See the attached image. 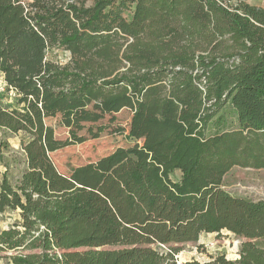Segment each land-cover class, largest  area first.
<instances>
[{"label":"trees","instance_id":"1","mask_svg":"<svg viewBox=\"0 0 264 264\" xmlns=\"http://www.w3.org/2000/svg\"><path fill=\"white\" fill-rule=\"evenodd\" d=\"M85 2L0 0V73L18 106L0 104V129L23 135L26 161L17 181H0V213L19 215L0 231V251L36 250L13 264H163L153 245L228 231L242 240L237 258L184 264H264V200L221 188L234 166L264 170V7ZM52 48L70 61L47 60ZM162 75L167 92L143 116L147 84ZM91 103L106 114L130 109L132 143L64 174L44 120Z\"/></svg>","mask_w":264,"mask_h":264},{"label":"rangeland","instance_id":"2","mask_svg":"<svg viewBox=\"0 0 264 264\" xmlns=\"http://www.w3.org/2000/svg\"><path fill=\"white\" fill-rule=\"evenodd\" d=\"M225 3L235 4L243 1L250 5L264 7V0H224ZM86 5L91 0H86ZM125 16L130 17V12ZM46 59L65 65L70 61V53L61 48H52L46 52ZM167 92L166 76L162 75L149 81L143 97V116H154L156 112L155 100ZM17 95L14 89L6 87L3 76L0 73V104L8 109L18 107ZM144 119V118H143ZM45 125L52 133L50 156L57 169L68 174L70 169L95 161L102 155L110 153L116 146H130L127 141L128 131L132 128V112L128 108L118 113H104L98 104L91 103L85 107L66 109L53 117L45 120ZM145 122L139 120L134 126V136L139 140L145 134ZM134 123V122H133ZM69 124V125H67ZM132 129V131L134 130ZM84 138L83 142L74 141L71 136ZM23 139L21 133H11L0 129V181L3 174L14 183L25 169L26 161L20 142ZM50 141V138H48ZM134 168L130 161L119 174ZM181 176L179 170L171 174L173 180ZM121 177V176H120ZM124 176L122 175V180ZM133 181L129 186H134ZM221 188L233 196L246 197L251 200H264V170L247 167H232L224 176ZM19 222L18 211L6 210L0 213V231L6 230ZM241 238L228 231L219 234H201L196 242H184L171 245H153L165 256L163 264H184L196 260L208 261L212 256L224 254L229 259H235L239 255ZM264 244V238L259 240ZM173 248V249H172ZM36 252V250H23L21 248L9 251H0V264H13L10 256Z\"/></svg>","mask_w":264,"mask_h":264},{"label":"crops","instance_id":"3","mask_svg":"<svg viewBox=\"0 0 264 264\" xmlns=\"http://www.w3.org/2000/svg\"><path fill=\"white\" fill-rule=\"evenodd\" d=\"M122 111V110H121ZM176 171V170H175Z\"/></svg>","mask_w":264,"mask_h":264}]
</instances>
